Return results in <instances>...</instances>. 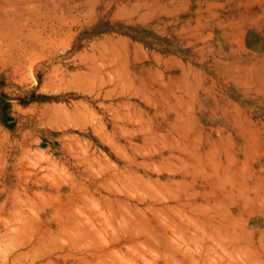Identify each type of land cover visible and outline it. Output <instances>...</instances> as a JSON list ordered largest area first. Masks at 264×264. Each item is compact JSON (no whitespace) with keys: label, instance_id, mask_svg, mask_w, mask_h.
<instances>
[{"label":"rangeland","instance_id":"rangeland-1","mask_svg":"<svg viewBox=\"0 0 264 264\" xmlns=\"http://www.w3.org/2000/svg\"><path fill=\"white\" fill-rule=\"evenodd\" d=\"M0 264H264V0H0Z\"/></svg>","mask_w":264,"mask_h":264},{"label":"crops","instance_id":"crops-1","mask_svg":"<svg viewBox=\"0 0 264 264\" xmlns=\"http://www.w3.org/2000/svg\"><path fill=\"white\" fill-rule=\"evenodd\" d=\"M137 42H135V41H131V49L133 50V49H135V48H137L138 46V44H136ZM135 51L133 52L132 51V58L135 56ZM165 58V57H164ZM164 58H159L158 57V54H156V56H154V58H153V62L152 63H150L149 65H150V67H152V68H157V66H159L160 64H161V62H163V61H166V59H164ZM159 59H161V60H159Z\"/></svg>","mask_w":264,"mask_h":264}]
</instances>
